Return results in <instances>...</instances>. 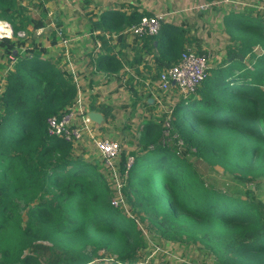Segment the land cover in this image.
I'll return each instance as SVG.
<instances>
[{
  "label": "trees",
  "instance_id": "trees-1",
  "mask_svg": "<svg viewBox=\"0 0 264 264\" xmlns=\"http://www.w3.org/2000/svg\"><path fill=\"white\" fill-rule=\"evenodd\" d=\"M50 1L0 0V22L13 30L12 39L0 38V264H147L140 222L163 239L202 248L218 264H264V199L250 187L264 181V21L225 15V55L195 94L173 106L170 132L182 141L181 152L162 146L165 116L161 124L146 123L126 187L142 215L132 218L112 207L98 168L48 134V118L61 117L77 98L73 75L37 35L52 24ZM145 16L151 14L136 7L102 13L95 23L101 48L109 50L107 34ZM141 40L157 43L161 70L196 42L169 24ZM104 59L96 61L99 71L121 67L115 57ZM90 110L114 119L105 104ZM120 158L124 167L126 155ZM194 159L229 177L224 189L207 181Z\"/></svg>",
  "mask_w": 264,
  "mask_h": 264
},
{
  "label": "crops",
  "instance_id": "crops-1",
  "mask_svg": "<svg viewBox=\"0 0 264 264\" xmlns=\"http://www.w3.org/2000/svg\"><path fill=\"white\" fill-rule=\"evenodd\" d=\"M194 1L196 3L200 0ZM127 2L131 5H126ZM146 2L148 7L144 6ZM146 2L141 4V0L134 3L129 0H51L46 5L49 14L55 17L57 25L63 29L66 37L72 40L69 58L64 56L58 42L51 46L57 48L55 57L57 63L63 71L71 73L72 68L76 71L89 109L92 104L95 106L105 104L112 109L114 119L105 121L102 114L92 111L94 115L91 119L101 136L109 134L112 140L122 144V154H125L126 158L132 156L133 152L141 156V152H138L139 138L136 135L141 134L147 122L161 124L165 110L173 108L178 95L172 93L163 95L158 91V77L163 70L157 63V43L124 35L125 28L118 34H107L109 50L101 48L99 37L103 32L95 29V23L100 15L113 10L129 14L132 7L151 15L160 12L170 13L165 24L188 31L196 39L193 44L196 50L198 49L196 45L203 43L196 35L197 27H194V24L192 27L185 24V22L192 24L188 13L193 0ZM219 10L222 11V8L200 14L210 19L211 16L214 17L212 14ZM227 14L229 13L222 14V18L224 19ZM101 56L105 57V62L115 57L121 67L117 71L115 70L117 68L99 71L96 61ZM127 133H133L136 138L128 137ZM76 156L81 157L85 163L96 166L101 173L100 159L88 140L76 148Z\"/></svg>",
  "mask_w": 264,
  "mask_h": 264
},
{
  "label": "built area",
  "instance_id": "built-area-1",
  "mask_svg": "<svg viewBox=\"0 0 264 264\" xmlns=\"http://www.w3.org/2000/svg\"><path fill=\"white\" fill-rule=\"evenodd\" d=\"M223 5L237 11H244L248 8H252L257 12L258 10L262 11L260 13L264 14V0H217L215 2H204L200 0L189 7V12L194 10L200 14L211 11L214 7ZM169 16L170 13L165 12L145 16L139 23L127 27L123 31V34L138 39L155 37L160 34L162 26L168 21ZM0 23H4V29H0V38L12 39L13 30L10 24L4 21ZM62 32L61 29L56 30V35L59 37L58 44L60 48L63 49L64 56L69 58L72 40L65 37ZM17 36L19 38H24L25 33L20 32ZM12 61L15 60L12 59ZM209 67V58L205 54H199L194 48L187 47L181 54L177 64L168 69H164L159 74L158 91L163 95L172 93L179 97L187 98L195 94L205 81ZM71 74L73 75L74 83L77 88V98L61 117L52 116L48 118V134L50 136L62 138L65 142L72 144L75 149L88 140L98 154L104 177L110 182L112 207L121 211L125 210V214H128L125 190L128 184L129 173L135 159L133 156L128 157L124 167H121L120 156L122 154V144L118 141L103 138L99 134L98 129L95 128V124L90 118L91 110L82 93L78 76L73 68L71 69ZM172 112L173 108L171 107L167 108L164 112L166 119L163 122V128L165 130L161 142L163 147L167 145V138H171ZM1 128L2 119L0 117V130ZM182 146L183 144H180L177 146V149L181 151ZM153 148V146L150 147L151 150ZM128 215L134 218L131 214ZM145 229L147 228L145 227ZM147 230L145 234H147Z\"/></svg>",
  "mask_w": 264,
  "mask_h": 264
},
{
  "label": "rangeland",
  "instance_id": "rangeland-1",
  "mask_svg": "<svg viewBox=\"0 0 264 264\" xmlns=\"http://www.w3.org/2000/svg\"><path fill=\"white\" fill-rule=\"evenodd\" d=\"M132 3H134L136 0H129ZM147 0H141L142 2H146ZM194 0L192 2V5L194 4ZM130 2H127L126 5ZM146 7L149 5L147 2L145 3ZM216 8L221 9L216 12L214 17H210L208 19L205 17V15L198 14L196 11L192 10V12L189 14V19H191V23L185 22L186 25H192L194 24V27L196 26L197 29L196 35H198L201 38V41L203 43H200L199 46H201L202 51L204 54L209 58V65H215L217 61L221 60L222 57L225 55L226 48L229 45V37L225 34L223 27H224V19L222 18V14L225 13H232L236 15H244V17L249 18H256L258 20L264 21V14L260 13L262 11H254L252 8H248L244 11L241 10H234L231 7L228 6H218ZM226 8V9H225ZM223 12V13H222ZM49 17L52 21V24L44 29L37 32L38 37L41 38L42 43L45 44L47 47H49V52L52 56H57V48L51 47L52 40H54L53 33L57 29H61L55 20V17H53L51 14H49ZM3 22V21H2ZM11 26V25H10ZM11 28V27H10ZM0 29H4V23H0ZM70 39V37H69ZM198 45V44H197ZM194 48V46H193ZM196 50V48H194ZM197 51V50H196ZM255 51L257 53H260V50L258 48H255ZM181 97L178 96L177 99H180ZM165 125V123H164ZM137 128V127H136ZM135 128V129H136ZM135 133H138L135 131ZM134 133V134H135ZM128 137L135 139L137 136L140 137L139 133L134 137L133 133H127ZM103 138L113 139L110 137L109 134H106L105 136H102ZM178 139L177 135L171 136V138H167L168 142L166 147L173 148L179 146L180 144H183L182 141L178 139L176 142L175 140ZM176 144V145H175ZM179 152H181L179 150ZM122 156V155H121ZM120 156V157H121ZM121 159V158H120ZM194 163L197 164V169L199 173L209 182L213 183L217 188L224 189L223 182L228 179L229 177H225L221 172H212L210 171L206 165H204L202 162H198L196 159H194ZM101 170V174L106 181L107 185L110 187V182L107 178L104 177L103 171ZM250 187H253L255 191L264 199V181L258 180L252 182ZM125 196L127 199V212L128 214H131V216L141 217L142 215L140 213H137L133 210V205L131 200L132 195L128 192V190H125ZM124 211V212H123ZM122 213L128 217H130L128 214H125L126 211L123 210ZM135 214V215H134ZM140 222V221H139ZM145 223V222H144ZM141 224V222H140ZM139 224V229L142 231L143 235L148 239V243L145 244V248L140 251V254L142 255L143 259L142 261H147L148 263H154V264H218L217 259L213 257L212 254H209L207 251H203L202 248L188 244L185 242H175L167 239L161 238L159 235L154 233L153 228L150 229L151 231L145 229L144 224ZM146 230L148 231L147 234H145Z\"/></svg>",
  "mask_w": 264,
  "mask_h": 264
},
{
  "label": "water",
  "instance_id": "water-1",
  "mask_svg": "<svg viewBox=\"0 0 264 264\" xmlns=\"http://www.w3.org/2000/svg\"><path fill=\"white\" fill-rule=\"evenodd\" d=\"M97 113V112H96ZM100 114V113H99ZM93 115H94V113L92 114V113H90V118H93Z\"/></svg>",
  "mask_w": 264,
  "mask_h": 264
}]
</instances>
